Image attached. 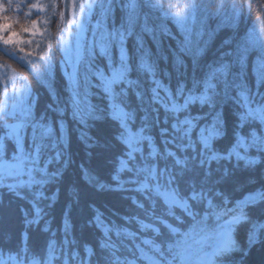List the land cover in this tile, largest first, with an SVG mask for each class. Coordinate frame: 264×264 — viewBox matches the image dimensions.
I'll use <instances>...</instances> for the list:
<instances>
[{
  "label": "trees",
  "instance_id": "obj_1",
  "mask_svg": "<svg viewBox=\"0 0 264 264\" xmlns=\"http://www.w3.org/2000/svg\"><path fill=\"white\" fill-rule=\"evenodd\" d=\"M53 1L0 0V159L47 174L0 178V261L172 264L184 225L157 211L162 178L197 223L247 217L221 264H264V0H109V49L76 85ZM22 84L28 112L5 101Z\"/></svg>",
  "mask_w": 264,
  "mask_h": 264
},
{
  "label": "rangeland",
  "instance_id": "obj_2",
  "mask_svg": "<svg viewBox=\"0 0 264 264\" xmlns=\"http://www.w3.org/2000/svg\"><path fill=\"white\" fill-rule=\"evenodd\" d=\"M129 3L134 7L136 0H129ZM53 6L57 9L59 19L57 37L65 59L64 70L72 84L76 85L80 65L88 50H93L94 47H99L102 50L109 49L105 33V16L109 8V0H54ZM39 9L44 11L42 6ZM9 73L13 83L22 81L24 78L19 71L14 69H11ZM30 92L31 87L28 84H22V88L17 87L14 92L12 90L9 92L10 94L5 100L6 105L11 104L14 109H24L28 112L26 101ZM22 126V122H14L11 125L12 130L17 134L21 131ZM138 137H140L138 132H132L129 137L130 145L136 142ZM35 160L36 158L29 160L23 155H19L17 159L13 160L0 159V178L18 183L47 178L46 170L39 168ZM169 184L164 179L158 178L154 186L162 192L157 196L159 198L157 200L158 213L169 215L174 222H183L184 225L181 235H178L174 242L178 254L171 255L169 252L165 256L166 258L172 256V264H221L227 256L239 249L238 226L244 223L247 217L242 216L232 221H225L220 225V229L208 232V234H204L202 227L197 223L192 228L185 229L187 225L196 221V218H191L189 214H193L194 207L191 202L197 200V197L193 194H183L180 189L171 186L172 183ZM206 216L208 218L204 219L206 222L202 224H210L213 221L210 214ZM218 218L217 216L216 220ZM165 223V229L170 235L171 225L169 221ZM7 257L2 258L0 264H25L21 259L7 262L8 259H14ZM107 261H109L108 258H106ZM101 262L106 264L102 259ZM129 262V264H141L140 262ZM64 263L70 264L66 261ZM151 263L165 264L162 260H154V257ZM32 264H39V261ZM46 264H53V255Z\"/></svg>",
  "mask_w": 264,
  "mask_h": 264
}]
</instances>
